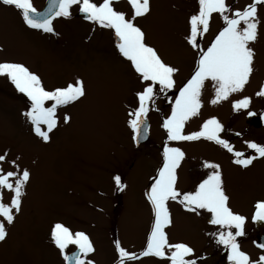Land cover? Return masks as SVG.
I'll list each match as a JSON object with an SVG mask.
<instances>
[{
	"label": "rangeland",
	"instance_id": "rangeland-1",
	"mask_svg": "<svg viewBox=\"0 0 264 264\" xmlns=\"http://www.w3.org/2000/svg\"><path fill=\"white\" fill-rule=\"evenodd\" d=\"M41 2L44 6L43 0H31L37 8ZM93 2L99 4L102 0ZM150 3V14L135 22L144 31L145 42L166 63L179 69L175 76L178 84L190 66L193 73L197 63L191 55V65L186 61L189 52L185 37L190 32L191 15L198 13V0H150ZM226 3L233 10H242L252 0H226ZM113 7L125 12L126 18L131 16L127 0H114ZM77 10L79 5L72 6L70 18L61 17L54 22V34H43L32 31L19 10L0 5V62L24 64L39 75L46 90L82 79L87 93L82 101L57 110L60 123L45 143L35 135L24 116L30 110L29 103L24 104L10 92L8 79L0 77V155L6 154V161L0 166L5 171L15 170L10 163L15 160L20 170L31 173L21 211L14 224L7 226L6 240L0 242V264H65L51 238L57 223L73 234L84 232L90 237L95 252L88 259L95 264H118L116 240L132 253L139 254L145 247L146 228L151 225L152 216L147 194L158 157L152 137L140 148L133 144L129 113L138 107L136 93L142 90V83L130 61L120 55L112 32L76 18ZM258 17V38L251 44L255 51L254 71L249 82L243 91L212 105L214 88L210 80L205 81L204 87L211 94L202 97L200 113L192 117L195 130L213 117L223 124L225 104L245 97L250 98V105L249 109L238 111L240 132H245L247 126L242 123V115L264 110L257 104L262 98L257 92L264 88V6H258ZM211 18L218 20V13ZM50 104L47 102L46 106ZM65 113L71 116L69 124L63 123ZM150 118L153 120L152 114ZM159 131L160 123H153L152 134ZM263 134L264 130H252L249 137ZM116 175L126 185L122 191L115 186ZM11 196L12 193L3 190L5 203L10 202ZM259 198H264V187L254 182H249L245 194L238 197L240 202ZM168 206L172 216V225L165 229L169 242L198 247L206 237V248L197 249L188 258L196 259L197 264H221V253L211 246L212 233L206 236L203 228L195 227L194 217L173 215L170 203ZM232 209L243 216L246 205L237 203ZM75 250V245H69L66 253ZM131 264L169 262L141 257Z\"/></svg>",
	"mask_w": 264,
	"mask_h": 264
},
{
	"label": "snow or ice",
	"instance_id": "snow-or-ice-1",
	"mask_svg": "<svg viewBox=\"0 0 264 264\" xmlns=\"http://www.w3.org/2000/svg\"><path fill=\"white\" fill-rule=\"evenodd\" d=\"M113 3L114 0H102L99 4L93 0H51L48 13L41 18L31 0H0V4L19 10L28 27L45 33L54 34L53 19L70 18V10L74 5H79V11L87 20L101 28L113 30L116 48L122 57L130 61L132 69L142 83V90L136 93L138 107L129 113L132 117L129 124L135 133L134 138L138 141L141 133L146 130L145 118L150 103L154 102L157 86L162 93L176 88L175 76L179 69L166 63L157 50L145 42V33L135 22L137 18L150 14V0H127L132 10L131 16L127 18L125 12L115 10ZM198 4V13L191 15L190 32L185 37L187 44L196 50V67L191 77L178 89L171 114L164 119L162 127L166 130L168 141L191 142L203 139L214 142L232 153L235 164L247 168L257 156L264 158V146L247 142V147L256 155L245 156L243 152L235 151L233 145L221 137L220 133L224 131V127L215 117L205 120L199 131L186 134L184 128L192 117L200 113L205 81L210 80L214 88V97L210 100L212 105L228 100L233 93L243 91L249 82L255 59L251 44L258 38V6H264V0H252V3L242 10H233L226 0H198ZM214 13H218L222 18L224 27L205 49L198 37L202 38L204 33L208 32ZM0 77H6L19 93L27 97L30 110L26 111L24 116L33 126L35 135L45 143L50 141V133L60 123L57 110L82 101L87 95L84 81L79 78L65 87L46 90L39 75L21 63L0 62ZM257 95L264 97V88L257 92ZM46 102H51L50 106H45ZM249 105L250 98L245 97L235 101L233 108L240 111L249 109ZM247 114L254 115L251 111ZM70 121L71 116L65 113L63 123L69 124ZM162 155V166L147 194L154 220L146 246L137 254L129 252L116 240L114 245L118 264H131L141 257H155L167 260L169 264H197L196 259L188 258L194 256L192 247L182 242H169L165 231L172 225L169 201L177 202L186 211L197 215L201 214V210L209 213V222L220 229L211 235L219 245L229 250L228 258L232 264H264V255L253 261L240 248L238 237L245 235L243 226L246 217L234 213L229 207V197L223 187L220 165L204 162L203 167L211 169V172L198 184L195 191L181 193L176 187L177 169L184 160L185 153L180 147H172L166 143ZM4 161L6 154L0 155V164ZM10 163L15 170L5 171L0 166V242L6 240L7 226L14 224L16 215L21 211L25 186L31 176L29 170H20L15 160ZM113 179L117 190L122 191L126 187L119 175ZM3 190L12 193L9 203L4 202ZM255 209L253 220L264 221V201L257 202ZM51 238L68 264H95L93 260L88 259L90 254L95 252V247L84 232L73 234L69 228L57 223ZM69 245H75L77 249L72 255L66 253ZM257 247L264 249V244H257Z\"/></svg>",
	"mask_w": 264,
	"mask_h": 264
},
{
	"label": "flooded vegetation",
	"instance_id": "flooded-vegetation-1",
	"mask_svg": "<svg viewBox=\"0 0 264 264\" xmlns=\"http://www.w3.org/2000/svg\"><path fill=\"white\" fill-rule=\"evenodd\" d=\"M42 1V0H41ZM46 0H43L45 4ZM35 9L38 11L41 10L43 4L39 8H37L34 3H32ZM1 5V4H0ZM14 8V7H12ZM78 11V10H77ZM75 11V15L76 12ZM20 12V11H19ZM21 13V12H20ZM219 16V14H218ZM56 17L52 21V26L54 22L58 20ZM224 27V23L222 18L219 16L218 20H214L211 18L209 24V32L203 35L202 38L198 37V40L201 41L202 47L205 49L210 45V43L214 40L215 36L219 33L220 30ZM30 28V27H29ZM32 31L36 33H43L42 30L32 29ZM112 34L113 31L109 29ZM187 50L189 52V56L187 57L186 61L190 63V55L193 56L196 60L198 59L196 50L192 49L190 45L186 44ZM186 57V56H185ZM196 67V66H195ZM195 70V69H194ZM194 72V71H193ZM191 66L187 73L183 74L180 83L176 84V88L172 90H168L166 93L159 92L157 86V90L154 94V102L149 105V111L147 114V119L150 123V138L145 143L147 144L151 137L153 140V147L156 150V156L158 160L154 161V174L152 179V184L154 183V178L157 176L158 171L163 163V148L167 143L169 146L172 147H180L184 153L185 158L181 162L180 167L177 169V189L181 192H190L195 191L198 184L202 182L206 175L211 172V169H205L203 167L204 162L216 163L220 165V171L222 174L223 180V187L225 190L226 195L229 197L228 205L232 209V206L235 207L237 203H244L246 205V210L244 211V217H246V222L243 226L245 235L238 237V242L240 244V248L242 251L247 253L251 260L256 261L258 260L260 255H264V249L257 247V244H264V221H254L253 217L256 212L255 204L257 202L264 201V198H259L257 200H251L247 202H240L238 197L245 194V190L248 187L249 182H254L259 185V187H264V158H257L253 161V163L244 168L234 163V157L232 153L228 152L226 149L222 148L221 146L215 144L211 141L206 140H199V141H191V142H175V141H168L167 140V133L166 130L162 127L164 119H166L171 114V109L174 104L175 97L178 95V89L191 77ZM6 83L7 87H11L9 89L10 92L13 91V94L17 95L24 101V104L27 102L30 105L27 97H25L22 93H19L14 85L7 80ZM211 94L208 90V87H204L202 89L201 99L205 94ZM235 101V99H234ZM260 101H262L263 105H261ZM257 102L258 105L264 107V97ZM47 105V102H46ZM45 105V106H46ZM252 107V106H250ZM152 110L150 111V109ZM254 115L249 116L248 114L242 115V123H246V128H244L245 132L239 131V113L238 111L234 110L233 104L226 103L225 104V116L222 118L224 131L220 133L221 137L228 140L231 145H233L235 151H240L245 154V156L249 155H256L253 150L247 147V142H255L259 145L264 146V134L261 136H250L249 133L252 130L261 131L264 130V110L262 112L251 111ZM150 114H152L153 120L150 118ZM153 123H160V131L156 134H152L151 129ZM192 124V118L186 123L184 131L185 133H191L195 130ZM239 133V135H237ZM214 156L216 158L214 159ZM158 165V166H157ZM240 180V185H239ZM149 202V201H148ZM172 214L175 213L180 216L183 214L187 218L194 217L197 221L195 227L200 229L203 228L205 234L207 236L208 232L216 233L220 231L219 226L212 225L209 222L210 214L204 210H201V214L197 215L195 213H191L186 211L182 205L177 202L169 201ZM150 204V203H149ZM151 206V204H150ZM152 210V208H151ZM233 211V209H232ZM151 216V212H150ZM154 220V215L152 211L151 216V225L146 228L148 231L147 235L150 234L151 226ZM233 231H235L233 229ZM148 236H146L147 238ZM206 237L200 241L198 247L195 245H191L194 251H197L199 248H206ZM147 240V239H146ZM210 241L212 242L211 246L214 251L220 252V261L221 264H232L229 260V250L226 249L223 245H219L216 242V239L211 235ZM146 245V242H145Z\"/></svg>",
	"mask_w": 264,
	"mask_h": 264
},
{
	"label": "water",
	"instance_id": "water-1",
	"mask_svg": "<svg viewBox=\"0 0 264 264\" xmlns=\"http://www.w3.org/2000/svg\"><path fill=\"white\" fill-rule=\"evenodd\" d=\"M50 2H51V0H47L46 6L44 7V9L41 12H39L41 14V18L43 17L44 14L48 13ZM79 16L86 19L85 15L81 12H80ZM145 129L146 130L141 133L138 141L134 138L136 146H139L140 144L146 142L149 138V123L147 122L146 118H145ZM70 255H72V254H70ZM66 264H68L67 261H66Z\"/></svg>",
	"mask_w": 264,
	"mask_h": 264
}]
</instances>
